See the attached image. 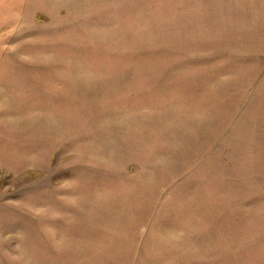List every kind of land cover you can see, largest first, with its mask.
I'll return each mask as SVG.
<instances>
[{"label":"rangeland","instance_id":"374dc122","mask_svg":"<svg viewBox=\"0 0 264 264\" xmlns=\"http://www.w3.org/2000/svg\"><path fill=\"white\" fill-rule=\"evenodd\" d=\"M0 264H264V0H0Z\"/></svg>","mask_w":264,"mask_h":264}]
</instances>
